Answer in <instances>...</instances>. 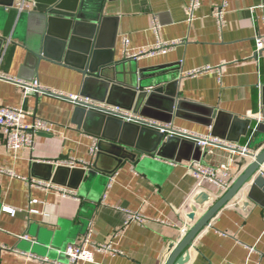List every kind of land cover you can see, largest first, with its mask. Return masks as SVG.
Masks as SVG:
<instances>
[{"label": "crops", "instance_id": "obj_1", "mask_svg": "<svg viewBox=\"0 0 264 264\" xmlns=\"http://www.w3.org/2000/svg\"><path fill=\"white\" fill-rule=\"evenodd\" d=\"M21 1L0 0L2 4L13 2L14 6ZM223 1L201 0L192 19L188 15L191 0H89L88 4L91 12L96 9L105 19L100 29L102 43L109 45L114 40L117 77L133 80L136 85L142 81L148 87L161 86L164 94L177 92L186 102L183 111L189 116L167 120L143 117L209 135L212 127L190 116L204 120L215 109L220 112L219 123L226 134L219 138L244 147L252 140L256 125L264 122V53L256 54L255 49V37L264 33V0H227L220 25L212 10ZM24 3V10L32 9L31 1ZM8 10L0 7V34L8 23ZM17 29L18 36L0 41V73L25 81L38 78L50 93L26 94L18 82L0 78V104L26 110L27 124L43 119L52 128L35 135L33 148L23 147L16 153L0 141V244L19 251H4L0 264H41L22 254L25 252L47 257L50 261L46 264L66 263V248L88 238L98 244H113L118 253L96 252L93 261L84 264H164L171 242L177 243L191 226L187 215L196 205L194 198L203 192L194 190L193 160L143 154L135 162L124 160L118 164L105 154L99 161L100 169H90L97 159L92 148L96 145L97 151L99 137L94 131L98 125L83 124L76 114V102L51 93L82 96L84 74L73 64L39 60L29 26ZM16 30L14 27L13 32ZM124 37L130 40L131 52L150 48L159 41L181 42L165 54L129 59L124 52ZM50 45L57 55L58 40L51 38ZM70 62H75V58L71 57ZM207 66L216 69L197 76L186 75ZM85 88L96 96L103 92L96 79ZM90 98L98 101L95 96ZM130 98L131 93L121 89L116 90L113 100L126 109ZM157 98L154 110L162 111L158 115L167 118L163 113L167 101ZM135 109L133 106L128 111L141 115V110ZM261 139L264 132L251 151L264 147V143L259 144ZM241 157L229 149L216 148L213 153L204 154L201 162L220 167L234 159L230 166L234 176L247 166L238 169L236 161ZM71 159L87 164L71 166L87 172L78 188L68 184L76 181L77 174L71 175L70 182L65 171L57 177L62 181L59 185L73 191L71 197L31 187L24 179L52 181L48 178L60 162ZM249 186L250 183L196 236L187 264H264V205L248 199ZM204 191L211 193L214 200L219 198L212 185H206ZM246 200L249 205L244 207ZM209 205L198 206L196 219ZM129 211L142 214L147 221L127 222Z\"/></svg>", "mask_w": 264, "mask_h": 264}, {"label": "water", "instance_id": "obj_2", "mask_svg": "<svg viewBox=\"0 0 264 264\" xmlns=\"http://www.w3.org/2000/svg\"><path fill=\"white\" fill-rule=\"evenodd\" d=\"M33 3L31 10L19 11L14 6L13 2L1 3L0 7L7 8L8 23L3 27L0 34V41L8 39L11 35L16 37L19 35V30L16 28L29 26L28 33L32 39L34 51L39 60L46 59L57 63L73 64L75 68L81 71L84 76L83 94L95 96L98 101H105L113 104L116 90H125L131 93L129 106L127 110H131L136 106V111L141 110V115L152 117L154 119L167 120L173 116L188 118L183 108L185 101L180 99L177 92H165V88L161 86L145 85L140 81L137 85L133 80H124L117 77L118 73L116 66L113 64V46L114 40L105 45L102 43L100 29L103 26L105 19L98 14V10L92 9L88 4L89 0H29ZM2 5V6H1ZM35 25H32L33 22ZM30 25L32 28H30ZM15 27V33L13 28ZM32 32V33H31ZM51 38L58 40L59 52L52 53L50 48ZM106 53V56H103ZM75 58V62H70V58ZM99 80L103 88L101 96L92 95L85 87L90 80ZM50 93L49 91H43ZM59 97L69 100L65 95L51 92ZM89 96V97H90ZM159 98L167 101L163 113L167 118L158 115L162 111L154 110L155 102ZM157 98V99H156ZM71 100V99H70ZM76 114L79 121L87 125L89 122H94L98 125V129L94 131L99 137L96 151V161L90 169H100L99 161L105 154L116 160L118 164H122L124 160L132 162L137 161L143 154H156L162 157H168L173 160L187 159L189 161L202 159V150L196 139L185 138L183 136H166L158 127L153 128L143 122L127 121L119 118L107 110L91 107L88 104L77 103ZM118 106V104H116ZM120 107V106H119ZM213 110V111H212ZM206 119H198L191 115L194 120H202V122L212 127L211 134L216 137H226L220 125V112L212 109ZM159 113H158V112ZM160 116V117H159ZM237 118H239L237 116ZM190 119V118H189ZM250 120L246 119V123L250 125ZM86 127V126H85ZM261 132H264V122L258 123L253 138L249 142V149H253L256 142L259 141ZM230 138V137H228ZM264 139H261L259 144H263ZM240 153V152H238ZM248 158L253 161L249 162ZM264 164V147L257 152L251 154L244 153L242 157L236 161L239 170L247 165L242 173H240L228 191L218 199H213L211 193L205 191L199 193L192 206L191 212L187 215L192 222L191 226L185 230L177 243L171 242L164 264H187L189 262V248L193 246L196 236L209 225L211 219L234 199L246 185L250 183L248 190V199L264 205V175L260 174L259 170ZM61 171L67 172L69 175L68 181H72V174H77L76 181H72V185L78 188V185L84 177L86 169L75 168L60 165L57 167L54 175H50V180L54 183L62 182L57 178ZM71 176V178H70ZM64 184L67 182H63ZM59 184V183H58ZM206 203L210 205L206 211L196 219L199 211L198 206H204ZM249 205V201L243 202V206Z\"/></svg>", "mask_w": 264, "mask_h": 264}, {"label": "built area", "instance_id": "obj_3", "mask_svg": "<svg viewBox=\"0 0 264 264\" xmlns=\"http://www.w3.org/2000/svg\"><path fill=\"white\" fill-rule=\"evenodd\" d=\"M201 4V0H191L188 6V15L190 16V19L194 18V14L196 9ZM227 0H224L222 4H217L213 7L212 14L217 18L220 25L223 24V18H224V12L227 8ZM19 10H24L25 7L24 0L19 2L18 6H16ZM181 41H172V43L167 42H157L154 44V46L150 48H144L137 50V52H131L128 50V45L130 43L129 38L124 37L123 38V45H124V52L126 54V57L129 59H137L144 56H155L156 54H165L171 50V48ZM255 49L256 54H262L264 53V33H259L255 37ZM2 60V56L0 55V62ZM216 68H213L211 66L207 67H201L197 69L190 70V72H187V76H197L202 73H207V71L215 70ZM0 78L10 80L12 82H18L24 87V90L26 91V94L31 92H43L48 91L44 87L41 86L39 79L34 78L32 81H25L18 78H12L4 73H0ZM73 102L76 103H83L88 104L91 107L99 108L101 110H107L114 115H116L119 118H123L127 121L132 122H143L147 124L150 127L156 128L158 127L160 131H162L166 136H183L185 138L190 139H196L197 143L200 145L202 150V155H209L210 153H213L216 148H223V149H229L230 151L234 153H238L241 155H244L246 152H250L251 154H257V152L251 151L248 146L240 147L237 146L233 142L225 141L219 137L213 136L211 134L204 135L200 133H196L194 131H188L181 128L173 126L172 124L163 123L158 120L149 119L146 117H143L142 115H138L134 112L128 111L122 107L116 106V105H110L106 103L105 101L98 102L93 100L92 98L86 96H81L78 94H70L68 96ZM28 116V112L24 110L21 107H13L8 105H1L0 104V141L3 140V142L6 144L7 148L16 153L20 148L28 147L33 148L35 142V135L39 132H47L52 128V124L50 122H47L43 119H35L32 123L27 124L25 122L26 117ZM96 152V145L92 148V153ZM61 165H67V166H75V165H81L86 166L87 164L84 162L77 161L75 159H71L70 161H61ZM234 164V159L231 160V162H228L227 164H222L220 167H212L205 165L200 161L193 160L191 165L192 173H194V176L196 178V185L195 189L197 191H204L206 185H212L217 193L219 194V197L222 196L225 192L228 191V188L231 186V184L234 182V180L237 178V174L233 176L234 171H230V166ZM260 174L264 175V164L259 170ZM9 174L13 177H18L15 173L9 172ZM31 187L34 188H40L46 191H57L61 193L64 197H71L74 195L72 190H69L66 187H63L57 183H53L52 181H45L40 179H28L24 178ZM215 194V192H213ZM36 202V201H32ZM6 210L12 213H16L15 209L11 207H5ZM129 216L127 219V222H137L142 223L146 222L147 219L142 214H139L138 212L129 211ZM185 233V231H184ZM25 236V235H24ZM26 237V236H25ZM11 250L16 253H19L18 250H15L12 247H9L5 244H0V256L4 251ZM96 252H103V253H111V254H117L118 250H116L113 246V244H98L91 239H86L84 243L82 244H73L69 245L65 253L67 255V262L61 263L59 261L53 262L54 264H84V262H90L93 261L95 257ZM27 258L33 259L35 261H39L41 264H46L50 260L47 257L37 256L31 253H22Z\"/></svg>", "mask_w": 264, "mask_h": 264}]
</instances>
